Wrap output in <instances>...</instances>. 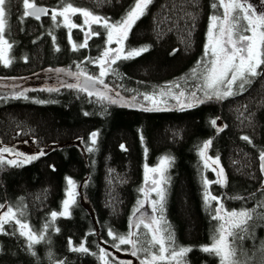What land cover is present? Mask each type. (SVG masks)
Wrapping results in <instances>:
<instances>
[{"label": "trees", "instance_id": "1", "mask_svg": "<svg viewBox=\"0 0 264 264\" xmlns=\"http://www.w3.org/2000/svg\"><path fill=\"white\" fill-rule=\"evenodd\" d=\"M215 1L152 0L125 41V51L149 50L114 64L117 83L146 89L189 73L205 52ZM34 2L46 5L49 14L39 20L24 17L22 0H9L5 38L12 44V63L0 62V88L14 89L19 78L31 80L50 67L94 68L106 47V29L92 25L99 35L89 39L86 48H79L87 27L72 29L69 39L62 17L51 19L52 9L71 2L115 23L135 0ZM71 19L77 25L83 23L79 14ZM26 96L0 99V148L28 141L31 149L46 154L21 166L0 164V205L4 206L0 215L13 208L38 235L44 225L50 226L44 232L46 240L29 247L19 225L6 223L0 232V264H104L102 248L117 241L113 236L130 232L131 218L145 198L147 168L157 166L164 157L171 158L163 186V210L158 211L165 244L169 250L192 249L180 264H221L219 256L202 250L220 230L223 221L214 217L221 205L220 215L225 218L231 212L252 213L246 224L232 230L236 235L229 239L234 241L241 264H264L260 159L264 153V65L243 91L183 110L145 111L147 107L139 105L106 104L74 89L35 90ZM212 120H216L215 127ZM93 132L99 133L95 145ZM208 140L212 144L207 153L219 158L217 170L201 156ZM89 147L94 150L89 152ZM221 168L226 182L215 183ZM69 178L77 188L76 203L69 217L58 215L53 221L51 213L61 211ZM205 180L212 182L207 191L217 200H205ZM169 233L173 244H168ZM81 244L88 252L72 250ZM107 261L119 264L112 255Z\"/></svg>", "mask_w": 264, "mask_h": 264}, {"label": "snow or ice", "instance_id": "2", "mask_svg": "<svg viewBox=\"0 0 264 264\" xmlns=\"http://www.w3.org/2000/svg\"><path fill=\"white\" fill-rule=\"evenodd\" d=\"M9 0H0V62L5 66H10L12 60L8 56V51L12 48V44L5 39V30H6V8L8 7ZM152 3V0H135L134 5L126 13V15L118 22L112 23L108 18L95 15L92 11L87 10L81 7H74L71 2H66L59 9L51 10V19L55 21L57 17H62V24L69 31V39H71V30L80 28L81 30L84 27H87V31L84 34V41L79 45V48H86L88 46V40L93 36L99 35V32L92 30V25H100L107 31V43L111 45L115 39V43L119 46L118 48L108 47L103 53V56L99 58L96 62L100 64L101 71L99 77H91L86 73H82L85 78L89 81H95L100 84H103L104 77L108 68L112 64H115L118 60L121 59H132L137 56H140L142 53L147 52L148 47L141 48H129L127 52L125 51V41L127 40L132 27L135 25L136 21L139 20L142 16L146 14V11L149 5ZM23 7L25 9L23 15L24 17H34L39 20L42 15H48L49 9L44 7H38L34 0H22ZM219 5L223 8L222 19L217 16H212V26L209 30V45L211 48V53L213 59L205 65L204 68V82L206 89L211 90V94L208 91L204 92L205 99H224L229 96L234 95L233 86H237L241 91L245 89V85L250 83L251 78L258 75L257 69L264 65V13L256 14L255 9H253L251 4L245 3L244 0H219ZM216 7V5H213ZM79 14L83 18L82 25L75 24L71 17L73 15ZM244 20L247 23L243 26L239 24V21ZM59 26V25H58ZM218 30V35H215V31ZM251 32V35H245L244 32ZM55 39V37H53ZM73 50H77V45L73 43ZM205 55H208L206 50ZM26 59V58H25ZM67 87H79V85H67ZM178 87V86H177ZM85 92H88L89 95H98L101 99H108L111 103H117L115 99H111L106 94L101 92H90L87 87L82 89ZM164 93H160L163 95ZM184 95L183 92L176 97L177 100ZM192 97L195 100V103L181 104L180 108H192L198 103H204V99H197L195 92L192 93ZM16 99L24 98L27 99V96L20 92L15 96ZM144 100L151 101L152 107L145 108V111H163L168 110L165 108L159 107L160 103L163 101H158L155 95L145 94L143 97ZM87 115V113H85ZM211 124L215 127L216 120H212ZM219 131H223V128H220ZM99 133L93 132L91 134V142L93 145L96 143V139ZM245 141L251 142L249 137H242ZM212 141L208 140L204 143L201 148V156L205 155V151L211 146ZM121 148L124 149V146L121 145ZM94 149L92 147L88 148L89 152H92ZM126 150V149H124ZM11 149L3 148L0 149V164L7 163L10 165L21 166L22 164L31 163L44 156L46 153L41 150L38 154L25 156L22 153H16L17 157H22V159H11L5 160L3 153L10 152ZM261 159V168L264 170V153L260 156ZM171 163L170 157L162 158L160 166L157 168L147 169L148 172H159L160 179L153 180V187L151 191L157 193L159 200L153 201V209H157L159 205V210H163V203L165 200V190L161 186V183L166 179L163 175L166 171V167ZM214 163H219V158L217 157ZM207 165V162H206ZM53 170H54V166ZM218 179L215 183H225L226 179L223 178V169L221 168ZM69 187L68 190V199L63 201V210L59 213L52 212L51 218L54 221L57 216L69 217L71 215L70 207L76 203L75 201V182L69 178L67 181ZM209 182L205 180L206 192L205 200L206 201H215L218 198L211 195L207 191V185ZM143 191V189H142ZM143 203V202H141ZM3 205H0V208H3ZM223 210L222 205L215 209L217 215L214 219L223 221L220 225V230L216 237L213 238V243L211 246L203 247V251L207 253H212L221 258V264H241L236 248L234 247V241L230 240V237H234L236 233L232 229L240 228L241 225L246 224L249 219H251L252 213L248 211H241L227 213L225 216H221L220 212ZM22 215V212L20 213ZM9 222H14L19 225L21 229V235L26 236L29 241V247H32L36 243L46 240L44 232L50 226L49 224L44 225L43 230L38 235L36 232L32 231L30 226L26 223H22L21 219L18 218L17 211L11 207H8L7 210L0 215V232L4 230V225ZM160 221L153 218L149 223H145L143 219L139 223H134L133 228L139 229L141 225L145 229H148L152 233V239L149 241L153 246L158 245V251L160 255L151 254L146 256L144 260L141 261V264H157V261H164L171 259L176 261L177 264H180V258H183L185 254L191 251V248L185 247H173L169 252V248L165 246V239L162 234H160L159 229ZM155 225V227H154ZM59 231V229H56ZM109 236H113L111 230L108 232ZM136 233L130 232L127 237L125 236H113L115 240L119 241V244H114L113 247L119 249L120 245H131L133 251L132 255L136 256L138 251H144L150 253L151 249L146 247L137 248V240H134L132 237ZM174 240L171 236V233L168 234V244H173ZM77 252H88L83 244L80 247L72 249ZM101 252L104 255V250ZM164 253H169L168 256H165ZM56 264H63L62 261H57ZM105 264H108V261H105ZM119 264H124V262H119ZM131 264V262H128Z\"/></svg>", "mask_w": 264, "mask_h": 264}, {"label": "rangeland", "instance_id": "3", "mask_svg": "<svg viewBox=\"0 0 264 264\" xmlns=\"http://www.w3.org/2000/svg\"><path fill=\"white\" fill-rule=\"evenodd\" d=\"M244 2L251 4L253 9H255L256 14L264 13V0H244ZM213 5H216V7H213V12H211V16L209 20L207 40L205 44V52L201 57V59L198 61V63H196V66L185 76L177 77L174 80L172 79L169 81H165L163 83L151 84L146 89H137L135 87H127L124 84H118L117 79L113 77V74L115 73V67L114 64H112L110 67L108 65H105V67L108 68V72L104 77H102L104 81L103 84H100L95 81L87 80L82 73H86L88 76L91 77H99L101 66L96 61L103 56V53L106 50V48L111 47L115 49L119 47L115 43V39H114L111 45L106 43V47L102 55L98 56L97 59L94 61L95 63L94 68H88L85 66H80L76 68L65 67V66L46 68L38 72V75L40 76L34 75L33 79L31 80L24 81L23 78H19L20 82L17 83L14 89L0 88V99L15 97L20 92H23L26 95L30 91H35V90L52 91V90L74 89L79 93H83L88 96H91L94 99H97L103 103L106 104L111 103L110 100L108 99H101L98 95H89L88 92L82 90L84 87H87L90 92L93 93L101 92L106 94L108 97H111V99H115L118 101L117 103H111V104H124V105L133 104L147 108L152 107V103L151 101H147L143 99L145 94L155 95L158 101H163V103L159 104V107L161 108L180 107L181 104L195 103V100L192 97L193 92H195L197 99L206 100L204 97V92L208 91L209 94H211V90L206 89L205 82L203 79L205 74L204 73L205 65L213 59V55L211 53V48L209 45V36H208L209 30L212 26L211 17L215 15L222 19V14L224 11L223 8L219 5V0H216ZM246 23L247 21L244 20L239 21V24L241 26L245 25ZM214 34L218 35V30H216ZM243 34L251 35V32L250 31L244 32ZM206 50L208 52L207 56L205 55ZM8 56H9V51H8ZM253 79L254 77L251 78V81ZM69 84L79 85V87H67V85ZM246 86L247 84L245 85V87ZM240 91L241 90L237 86L235 85L233 86L234 93ZM181 92H183L184 95L180 97L179 100H177L176 97L179 96ZM160 93H164V94L160 95ZM26 143L29 144L30 142L26 141ZM26 145H22L20 143L14 142L10 145V147H2L0 149L7 148L12 150L10 152L3 153L4 158L7 160L22 159V157H17L15 155L16 153H22L25 156L38 154L36 150H33L28 145L27 146ZM202 158L205 163L207 162V165L209 167H212L214 170H217V165L216 163H214L216 159L210 157L209 154L207 153V150L205 151V155L202 156ZM159 166L160 163L157 166L149 167L147 169L157 168ZM163 175L166 178V171H164ZM160 178L161 177L159 172H148V171L146 172L145 187H144L145 198L142 200L143 203H141L136 213H134L133 217L131 218V225H130L131 226L130 232L136 233V235L133 236L132 238L134 240H137V248H141V247L150 248L151 252L146 253L144 251H138L137 255L133 256L131 254L133 251L131 245H120L119 249L114 248L113 247L114 244H119V241L117 240L113 245L102 248L104 250V253H107V255H104V264L105 261L108 260L109 256L111 255L115 258L116 262L117 261L124 262V264H128V262H131V264H141V261L144 260L146 256H150L153 253L156 255H160L158 251L159 246L158 245L153 246L152 244L149 243V241H151L152 239L151 231L145 229L143 225H141L139 229H134L132 227L134 223H139L141 219H143L145 223H149L153 220V218H155L156 220L160 221L159 224L160 234L164 236V231L161 228L162 227L161 219L158 212L159 205H157L156 210L153 209V205H152V202L158 201L159 197L156 192L151 191L153 187L152 181L154 179L159 180ZM218 179L221 178L218 177ZM161 186L162 187L164 186V181L161 183ZM69 187L70 186L68 185V189L64 200L68 199ZM75 192L77 193L76 185H75ZM62 210L63 207L61 211ZM128 234L125 237H127ZM170 251L171 250H169V252ZM164 255L168 256L169 253H164ZM157 264H177V262L168 259L164 261H157Z\"/></svg>", "mask_w": 264, "mask_h": 264}, {"label": "water", "instance_id": "4", "mask_svg": "<svg viewBox=\"0 0 264 264\" xmlns=\"http://www.w3.org/2000/svg\"><path fill=\"white\" fill-rule=\"evenodd\" d=\"M35 4H36L38 7H44V8H47V6L44 5V4H42V3L35 2ZM47 9H48V8H47ZM42 16H44V15H42ZM42 16H41V17H42ZM263 172H264V170H263Z\"/></svg>", "mask_w": 264, "mask_h": 264}]
</instances>
